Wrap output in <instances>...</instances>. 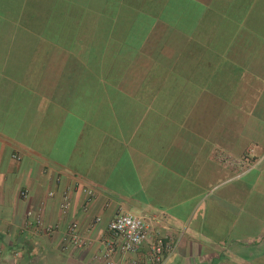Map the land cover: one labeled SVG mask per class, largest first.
I'll return each instance as SVG.
<instances>
[{"label": "crops", "instance_id": "0c3cea01", "mask_svg": "<svg viewBox=\"0 0 264 264\" xmlns=\"http://www.w3.org/2000/svg\"><path fill=\"white\" fill-rule=\"evenodd\" d=\"M156 236L164 264H264V0H0V264L143 262Z\"/></svg>", "mask_w": 264, "mask_h": 264}, {"label": "built area", "instance_id": "2783aa9c", "mask_svg": "<svg viewBox=\"0 0 264 264\" xmlns=\"http://www.w3.org/2000/svg\"><path fill=\"white\" fill-rule=\"evenodd\" d=\"M15 157V156H14ZM217 157L221 158L226 164L234 168L238 173L242 174L254 168L260 161L259 158L254 157L253 149H247L245 155L238 158H231L222 153H218ZM83 192L87 193L86 189ZM21 197L27 196V191L20 192ZM48 193V196H52ZM69 207V198L64 194L59 205L60 212L66 214ZM99 219L97 218L96 221ZM34 223L37 227L42 228L45 233H50L54 230L52 227H44L40 215H36ZM109 232L117 239L119 251L122 253H136L142 244L149 238V230L144 217L134 216L125 212H118L108 224ZM66 244L73 245L77 248L86 246L89 242L78 234V227L76 223H71L67 229ZM104 259L106 264H114L112 262L111 244L106 245ZM164 242L160 237H154L150 245V253L147 261L139 262L133 261L131 264H164Z\"/></svg>", "mask_w": 264, "mask_h": 264}]
</instances>
